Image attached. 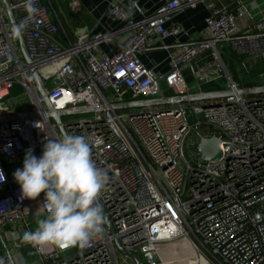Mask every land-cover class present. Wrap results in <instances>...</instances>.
<instances>
[{
  "label": "built area",
  "instance_id": "2783aa9c",
  "mask_svg": "<svg viewBox=\"0 0 264 264\" xmlns=\"http://www.w3.org/2000/svg\"><path fill=\"white\" fill-rule=\"evenodd\" d=\"M159 1L154 13L136 21L133 0H114L107 13L129 34L117 53L102 56L101 46L111 43L117 32L92 34L65 46L58 40L60 26L51 18L50 0H9L32 61L28 64L0 0V118L11 115L5 101L16 86L38 114L0 124V264H17L3 236L17 222L24 223V236L11 232L6 240L13 249L33 247L40 264H136L127 253L135 254L140 264H264V99L241 96L224 61L230 53L264 63V30H241L242 6L228 11L209 4L208 35L167 46L166 40L184 34L181 27L168 26L173 16L205 0ZM171 49L177 51L169 54L170 70L163 80L167 90L191 95L184 68L201 60L196 75L206 83L224 79L232 95L207 108L189 103L171 111L112 110L114 104L165 93L156 85V71L141 57ZM34 71L57 110L105 108L68 126L78 166L70 164L57 126L42 109ZM258 79L264 83V72ZM210 138L219 139L221 156L203 161L197 148ZM188 141L196 149L191 160L185 154ZM48 150L56 159L47 160L44 182L55 184L60 164L69 176L67 184H55L53 192L42 194L35 180L15 184L7 175L3 158ZM84 178L112 221L114 234L89 201ZM54 192L75 215L79 229L58 233V226L35 235L28 215L36 216L38 209L46 217L55 215ZM85 207L89 217H79Z\"/></svg>",
  "mask_w": 264,
  "mask_h": 264
},
{
  "label": "crops",
  "instance_id": "0c3cea01",
  "mask_svg": "<svg viewBox=\"0 0 264 264\" xmlns=\"http://www.w3.org/2000/svg\"><path fill=\"white\" fill-rule=\"evenodd\" d=\"M51 7V18L60 26V32L58 34V40L65 46L70 43L77 42L80 38L90 36L97 33L105 32H117L114 40L103 45L100 48V55L102 56H112L117 53L124 40L126 39L129 31L124 29V24L119 22L107 13L110 4L114 0H77L79 4L73 2L71 4L72 8L69 6L70 11L65 13L60 6H57L54 0H50ZM136 3V8L132 11L131 15L134 20L140 21L144 16L154 13L160 6L159 0H133ZM55 4V8L53 6ZM209 4H213L215 7L220 9H225L228 11L237 10L242 6L245 11V15L239 20V25L242 31H246L253 28L251 31L259 32L264 30V0H205L196 8H187L173 16L168 26H179L183 29L184 34L177 38H170L164 43L167 46H175L181 43H185L190 39H200L206 37L209 33L207 25L205 23L206 18L209 13ZM73 9V11H72ZM158 41V40H155ZM160 45L161 42H157ZM176 49L157 50L144 54L141 59L143 63L151 69H154L158 75L159 79L165 78L170 70L169 54H175ZM233 56V54H232ZM230 55L224 57L226 66L229 68L234 67L238 70L240 80H245L246 71L242 70V63H237ZM201 60L197 61L200 63ZM197 63H193L192 66L184 68L185 78L187 83L191 88V94H198L204 91V87L211 83H201L199 76L196 75ZM233 63V64H231ZM248 65L249 76L252 78L257 75V79L260 74L264 72V63L262 61L245 60L243 65ZM237 72V73H238ZM221 88H225V82L222 80L213 82ZM166 91H169L166 89ZM165 91V92H166ZM221 91V90H220ZM224 91V90H223ZM206 92V91H204ZM25 95L24 90L20 86H16L11 95L6 99L5 104L8 109L10 116L14 115H24L36 113L37 109L31 102L24 101L23 96ZM30 99V98H29ZM63 145L64 152L68 158L71 165H74L72 157L65 147V143L61 142ZM56 159L55 153L52 150L48 151H38L36 153L30 154L28 156L20 157L16 160H9L3 158L4 168L7 175L15 184H22L27 180H35L39 191L43 193H48L54 189L55 184L58 186H63L69 181V176L66 171L58 164V169L54 174L55 184L48 186L44 182V173L47 160ZM84 184V183H83ZM86 191L88 192L89 201L94 205V209L97 215L101 216V212L92 197L88 187L84 184ZM52 190L51 192H53ZM53 201L57 206V213L53 216L46 217L40 214V210H35L34 214H29L30 220L33 221L32 231L35 235H40L52 231L58 226L61 229L58 233L73 232L77 231L79 228L75 224L76 217L72 212H69L60 203L59 196L56 192L53 193ZM89 202V203H90ZM79 217H89V207H85L79 214ZM35 216L34 218H32ZM32 218V219H31ZM89 221L93 223L92 219ZM24 223L17 222L14 225H9L3 230V236L5 242L7 243L10 250L14 252L17 258V264H40L37 260V255L35 249L31 246H22L19 249H13L10 239L6 240V237H10L11 232H20L21 236H24ZM7 233V234H6ZM2 241L0 239V254L2 251Z\"/></svg>",
  "mask_w": 264,
  "mask_h": 264
},
{
  "label": "water",
  "instance_id": "95a60500",
  "mask_svg": "<svg viewBox=\"0 0 264 264\" xmlns=\"http://www.w3.org/2000/svg\"><path fill=\"white\" fill-rule=\"evenodd\" d=\"M3 4L5 8L7 9V14H8V17L12 25L14 26V28L17 30L19 34V43H20L23 58L26 63L31 64L32 61L29 58L25 40L20 32L18 25L16 24V20L13 15V12L10 10L9 0H3ZM261 22L264 23V20H262ZM252 29L253 28H250L246 31H249ZM34 79L38 87V93L43 99L42 109L45 111L48 120L51 123H53V125L57 126L61 140L65 143V147L70 153L74 164L78 166L80 164L79 156L76 152L75 146L73 144V140L69 134L68 126L77 124L80 121V118H77V117L85 116V115H92L96 112H103L105 108L96 107V108L57 110L54 107V105L51 103L49 98L47 97L46 85L44 84L42 77L37 71H34ZM162 82H163V79H158L156 82V85L161 87ZM200 82L204 83L205 80L201 78ZM239 94L247 98L262 95L264 94V86H258V87H253V88H241L239 90ZM231 95H232V92L225 90V91H217V92L201 91L198 94H191L188 96L167 97L166 94L163 91H161L159 98L131 101V102H125L121 104H114L111 106V109L114 111H129L131 114H134V112H138L143 109H151V108L158 109L159 111H171L173 108L177 110L182 105L189 104V103H199V104H202L205 108H207L209 106H220L222 104V101ZM169 106H175V107H169ZM164 107H167V108H164ZM37 117H38L37 113L14 115V116H4L0 118V124L24 121L27 119H33ZM71 117H75V120L68 121L66 124H64L63 122L64 118H71ZM219 143L220 141L218 138H210V139L201 140L197 148L200 159L203 161H213V160L220 158L221 154L219 150ZM83 182L84 184L87 185L101 214L103 215L104 224L108 227L110 232L114 234L115 229L113 227L112 221L107 216H105L106 211L103 205L101 204L97 194L95 193V190L91 182L87 178H84ZM116 244H117L118 249L122 253L126 254L121 244L119 242H117ZM126 255H128L129 257H132L134 261L136 262V264H140L139 259L135 254L127 253Z\"/></svg>",
  "mask_w": 264,
  "mask_h": 264
},
{
  "label": "rangeland",
  "instance_id": "374dc122",
  "mask_svg": "<svg viewBox=\"0 0 264 264\" xmlns=\"http://www.w3.org/2000/svg\"><path fill=\"white\" fill-rule=\"evenodd\" d=\"M54 2H55V4L57 6H60V8H62L65 13L71 12L69 6L72 8L71 4H73V2H75V3L77 2L79 4V2L77 0H54ZM72 11H73V9H72ZM231 64H233V63H231ZM227 70H228V73H229L230 77H233L234 78L235 75L236 76H239L238 70H235L234 67L229 68L227 66ZM257 80H258V82H257ZM257 80H256L257 83H261L262 85L264 84L262 82V80H260V79H257ZM162 87L164 89L167 88L166 85L163 82H162ZM23 98H24V101H27V102H30L31 103V100L29 99V97L26 94L23 96ZM250 99H264V94L250 97ZM196 104H199V103H196ZM169 107H175V106H169ZM164 108H167V107H164ZM91 117H92V115H85V116H80V117H77V118H80V120H81V119L91 118ZM74 120H75V117L64 118L63 122H64V124H66L68 121H74ZM192 142L195 143L196 140L195 139H192ZM195 152H196V149L194 151V147H192V148L189 147V141H188L187 142V145L185 147L186 157L189 160H191L192 159V154L195 153Z\"/></svg>",
  "mask_w": 264,
  "mask_h": 264
},
{
  "label": "trees",
  "instance_id": "16d2710c",
  "mask_svg": "<svg viewBox=\"0 0 264 264\" xmlns=\"http://www.w3.org/2000/svg\"><path fill=\"white\" fill-rule=\"evenodd\" d=\"M53 6L55 8V4L53 3ZM233 59L235 61H237V63H242L241 66H242V72L243 71H246V74H245V80H240L236 75L234 76V78L232 77V79L239 85L240 88H253V87H258V86H262L261 83H257L258 80H257V75L253 76L252 78L249 76V70H248V65L245 64L243 65V62H245V59L242 58V57H238V56H235L233 54ZM257 80V82H256ZM222 82H225L224 79H222ZM223 91L225 90V88H221L220 86H218L217 84H214V83H211V84H208L206 87H204V91L206 92H217V91ZM166 96L167 97H174L175 96V93L171 90L169 91H166L165 92Z\"/></svg>",
  "mask_w": 264,
  "mask_h": 264
}]
</instances>
